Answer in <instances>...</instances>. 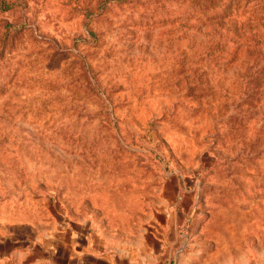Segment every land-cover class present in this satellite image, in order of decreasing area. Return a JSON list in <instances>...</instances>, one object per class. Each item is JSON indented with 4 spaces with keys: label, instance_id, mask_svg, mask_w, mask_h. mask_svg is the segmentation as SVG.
I'll list each match as a JSON object with an SVG mask.
<instances>
[{
    "label": "rangeland",
    "instance_id": "obj_1",
    "mask_svg": "<svg viewBox=\"0 0 264 264\" xmlns=\"http://www.w3.org/2000/svg\"><path fill=\"white\" fill-rule=\"evenodd\" d=\"M157 214L264 264V0H0V264L73 263Z\"/></svg>",
    "mask_w": 264,
    "mask_h": 264
},
{
    "label": "crops",
    "instance_id": "obj_2",
    "mask_svg": "<svg viewBox=\"0 0 264 264\" xmlns=\"http://www.w3.org/2000/svg\"><path fill=\"white\" fill-rule=\"evenodd\" d=\"M153 220L149 230L127 244L109 246L100 240L96 252L82 251L85 254L77 248L80 254L75 262L64 264H225L214 261V257L209 258L210 255H202L200 250L191 252L179 247L181 221L176 216L157 214Z\"/></svg>",
    "mask_w": 264,
    "mask_h": 264
}]
</instances>
